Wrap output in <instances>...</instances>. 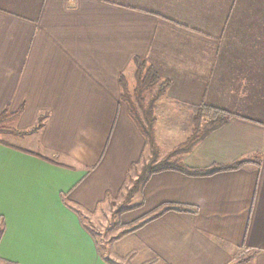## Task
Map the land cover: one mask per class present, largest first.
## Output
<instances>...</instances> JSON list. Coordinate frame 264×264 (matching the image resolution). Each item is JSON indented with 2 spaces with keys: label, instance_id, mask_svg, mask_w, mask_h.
Wrapping results in <instances>:
<instances>
[{
  "label": "crops",
  "instance_id": "0c3cea01",
  "mask_svg": "<svg viewBox=\"0 0 264 264\" xmlns=\"http://www.w3.org/2000/svg\"><path fill=\"white\" fill-rule=\"evenodd\" d=\"M135 58L171 83L156 105L161 156L208 105L232 117L174 159L245 161L152 174L127 220L155 212L134 231L145 256L264 264V0H0V114L22 109L11 141L0 136V260L109 264L83 217L128 187L147 151L121 98Z\"/></svg>",
  "mask_w": 264,
  "mask_h": 264
},
{
  "label": "trees",
  "instance_id": "16d2710c",
  "mask_svg": "<svg viewBox=\"0 0 264 264\" xmlns=\"http://www.w3.org/2000/svg\"><path fill=\"white\" fill-rule=\"evenodd\" d=\"M134 63L136 66L135 71V87L129 88L127 79L124 75L120 77L121 84V98L127 104L129 112L139 129L146 139L147 151L139 162L132 166L136 169L139 165L142 166L141 172L138 173V178L133 181L131 188L127 190L126 200L131 202L135 192L140 190L141 186L151 177L155 172L175 169L185 172L190 175H209L218 171H227L238 169L242 167L245 161H237L232 164L218 165L211 169H193L180 163L172 158L178 154L191 151L194 146L203 140L209 133L220 128L232 117V114L226 110L215 108L208 105H201L194 107V114L191 121V135L189 138L179 146L175 147L168 155L159 161V146L156 140L155 125H156V105L157 101L165 95L170 86V81H161V77L154 67L149 66L148 63L141 59L135 58ZM157 90L153 88L157 87ZM22 112V109L16 113L9 114L4 111L0 114V133L10 132L12 128L7 126V122L17 117ZM40 122L34 129L40 127ZM26 133V132H21ZM156 218L155 212L149 218H142L134 227L136 231L148 221ZM6 264H14L5 262Z\"/></svg>",
  "mask_w": 264,
  "mask_h": 264
},
{
  "label": "rangeland",
  "instance_id": "374dc122",
  "mask_svg": "<svg viewBox=\"0 0 264 264\" xmlns=\"http://www.w3.org/2000/svg\"><path fill=\"white\" fill-rule=\"evenodd\" d=\"M0 136L3 140L11 141V135L7 133H2ZM181 138L175 137L171 139V142L180 143ZM159 152L161 151L159 150ZM167 155L161 156L160 154L159 161ZM174 157L172 160H174ZM141 168L142 166L139 165L136 169H133L131 172L132 182L115 200L107 202L97 213L83 217L86 226L93 232L97 240L102 257L109 264H154L152 258L145 256L144 248L135 239L133 227L142 220L136 218L127 221L129 220L128 214L131 208H139V204L131 207L130 202L126 200V196L127 189L132 187L133 181L138 178V173L141 172ZM0 264L6 263L0 260Z\"/></svg>",
  "mask_w": 264,
  "mask_h": 264
}]
</instances>
